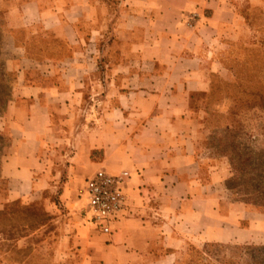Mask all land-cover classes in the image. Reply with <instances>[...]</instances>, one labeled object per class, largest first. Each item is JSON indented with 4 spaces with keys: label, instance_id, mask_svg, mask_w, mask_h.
<instances>
[{
    "label": "crops",
    "instance_id": "obj_1",
    "mask_svg": "<svg viewBox=\"0 0 264 264\" xmlns=\"http://www.w3.org/2000/svg\"><path fill=\"white\" fill-rule=\"evenodd\" d=\"M235 1L0 0L22 75L8 110V198L48 185L44 139L68 145V167L85 177L129 174L126 216L107 234L61 195L53 264H178L191 244L252 241L254 224L240 227L201 177L187 126Z\"/></svg>",
    "mask_w": 264,
    "mask_h": 264
},
{
    "label": "rangeland",
    "instance_id": "obj_2",
    "mask_svg": "<svg viewBox=\"0 0 264 264\" xmlns=\"http://www.w3.org/2000/svg\"><path fill=\"white\" fill-rule=\"evenodd\" d=\"M235 2V19L224 28L205 70L207 88L191 96L187 126L201 177L212 185L220 205L236 212L240 227L253 223L255 229L251 242L191 244L178 264H264V0ZM18 55L6 11L0 9V258L10 264H53L60 226L55 207L66 195L79 202L84 216L79 190L89 177L68 167V145L44 139L39 156L48 185L25 198H8L13 188L2 165L14 150L8 110L22 82L13 63ZM24 185L20 181L15 189L26 192Z\"/></svg>",
    "mask_w": 264,
    "mask_h": 264
},
{
    "label": "built area",
    "instance_id": "obj_3",
    "mask_svg": "<svg viewBox=\"0 0 264 264\" xmlns=\"http://www.w3.org/2000/svg\"><path fill=\"white\" fill-rule=\"evenodd\" d=\"M128 178L127 172L114 175L99 169L85 180L79 190V196L85 201L87 221L102 233H110L111 223L126 216L127 199L123 185Z\"/></svg>",
    "mask_w": 264,
    "mask_h": 264
},
{
    "label": "trees",
    "instance_id": "obj_4",
    "mask_svg": "<svg viewBox=\"0 0 264 264\" xmlns=\"http://www.w3.org/2000/svg\"><path fill=\"white\" fill-rule=\"evenodd\" d=\"M23 231H24V229H23Z\"/></svg>",
    "mask_w": 264,
    "mask_h": 264
}]
</instances>
